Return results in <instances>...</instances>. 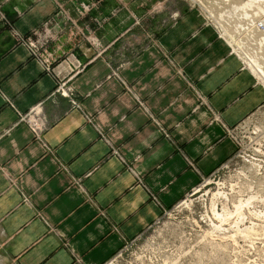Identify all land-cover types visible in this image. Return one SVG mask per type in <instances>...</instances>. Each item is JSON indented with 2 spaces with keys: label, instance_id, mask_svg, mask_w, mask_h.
Listing matches in <instances>:
<instances>
[{
  "label": "crops",
  "instance_id": "crops-1",
  "mask_svg": "<svg viewBox=\"0 0 264 264\" xmlns=\"http://www.w3.org/2000/svg\"><path fill=\"white\" fill-rule=\"evenodd\" d=\"M180 1L0 0V264H106L235 154L264 86ZM45 29L81 110L19 39Z\"/></svg>",
  "mask_w": 264,
  "mask_h": 264
},
{
  "label": "rangeland",
  "instance_id": "rangeland-1",
  "mask_svg": "<svg viewBox=\"0 0 264 264\" xmlns=\"http://www.w3.org/2000/svg\"><path fill=\"white\" fill-rule=\"evenodd\" d=\"M223 1L180 2L217 12L227 7ZM232 3L264 12V0ZM160 10L168 11L165 5ZM138 28L140 34L143 27ZM244 56L262 67L259 77L251 70L264 86V56L246 51ZM239 126L235 154L106 264H264V104Z\"/></svg>",
  "mask_w": 264,
  "mask_h": 264
},
{
  "label": "built area",
  "instance_id": "built-area-1",
  "mask_svg": "<svg viewBox=\"0 0 264 264\" xmlns=\"http://www.w3.org/2000/svg\"><path fill=\"white\" fill-rule=\"evenodd\" d=\"M230 2L232 3V0H224L223 4L227 7L217 12L207 9L206 11L204 9L196 10L204 17L207 24L213 26L218 37L226 42L231 53L238 57L243 66L252 72L244 52L254 53L258 58L264 56V12L261 14L255 13L251 9L235 7ZM261 16L263 18L258 20L257 18ZM19 39L28 49L30 57L42 65L43 71L54 75L55 85L50 96L65 98L73 109L81 110L71 82L85 69V64L80 62L73 54H68L54 65L55 60L52 53L47 52L45 49L49 39H51L48 29L38 34L36 40ZM112 74H116L115 71H112ZM18 117V122L25 123L34 138L41 141V134L46 128V119L43 116L40 104L25 114H19ZM238 127L241 128L239 124L233 128L224 127L226 136L236 145H238V139L234 131ZM164 134L167 136L165 132ZM128 245L129 241L124 244L123 249ZM76 264L83 263L77 259Z\"/></svg>",
  "mask_w": 264,
  "mask_h": 264
},
{
  "label": "bare ground",
  "instance_id": "bare-ground-1",
  "mask_svg": "<svg viewBox=\"0 0 264 264\" xmlns=\"http://www.w3.org/2000/svg\"><path fill=\"white\" fill-rule=\"evenodd\" d=\"M246 57H247L248 63L250 64V65L248 64L249 68H250V66H251L250 69H252V67H253L255 69V71L257 72V75L259 74L260 76H262L263 75L262 67L258 66L259 64L257 65L256 60H254L253 58H250L249 56H246ZM259 75H258V77H259Z\"/></svg>",
  "mask_w": 264,
  "mask_h": 264
}]
</instances>
